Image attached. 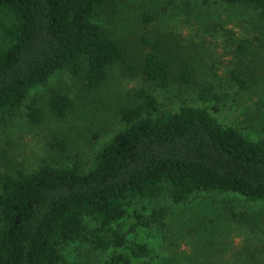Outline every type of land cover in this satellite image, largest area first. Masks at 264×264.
<instances>
[{
  "label": "trees",
  "instance_id": "1",
  "mask_svg": "<svg viewBox=\"0 0 264 264\" xmlns=\"http://www.w3.org/2000/svg\"><path fill=\"white\" fill-rule=\"evenodd\" d=\"M111 1L0 0V127L26 106L34 87L46 85L64 69L88 90L99 88L116 65L129 74L141 73L155 88L198 83L192 62L170 47L165 35L140 34L138 45L145 55L140 64L126 62V45L95 20ZM221 1L249 5L264 19V0ZM154 18L146 11L141 20L148 26ZM261 51L250 38L235 46L237 62L229 74L240 90L258 79L243 63ZM198 97L204 106L169 109L142 86L120 105L124 127L92 163L46 160L31 171L0 174V264H80L64 253L77 243L113 250L101 264H134L152 250L129 239L123 220L133 219L130 230L166 228L169 211L130 212L140 200L168 197L180 204L196 193L214 191L264 200V137L252 139L219 120L226 95L214 84L203 83ZM49 105L64 118L73 100L54 92ZM28 108L29 120L41 122V109L35 104ZM51 148L72 158L66 138L55 136Z\"/></svg>",
  "mask_w": 264,
  "mask_h": 264
},
{
  "label": "rangeland",
  "instance_id": "2",
  "mask_svg": "<svg viewBox=\"0 0 264 264\" xmlns=\"http://www.w3.org/2000/svg\"><path fill=\"white\" fill-rule=\"evenodd\" d=\"M146 11L155 15L148 26L141 20ZM95 20L126 45L128 63L140 64L145 55L138 45L140 34L165 35L169 46L192 62L198 83L155 88L141 73L129 74L116 65L99 88L88 90L70 69L61 70L46 85L34 87L26 106L0 127V174L31 171L46 160L92 163L95 153L124 127L118 115L120 105L142 86L158 95L162 107L178 109L184 104L204 106L199 90L203 83H212L226 95L219 120L237 126L252 139L264 137V19L254 8L221 0H112ZM246 38L260 44L262 51L260 57L244 61L243 67L250 68L258 79L240 90L229 72L237 62L235 46ZM54 92L73 100L64 118L50 108ZM30 104L41 109L43 118L38 124L27 116ZM55 136L69 141L71 159L51 148ZM159 207L169 208L166 228L130 230L133 219L123 220L129 239L152 250L134 264H264V200L200 192L180 204L168 197L140 200L130 212L147 208V213ZM64 253L70 262L101 264L113 250L102 252L77 243L67 246Z\"/></svg>",
  "mask_w": 264,
  "mask_h": 264
}]
</instances>
